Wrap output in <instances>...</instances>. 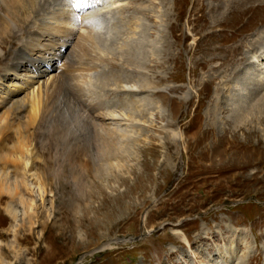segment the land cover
<instances>
[{
	"label": "rangeland",
	"instance_id": "obj_1",
	"mask_svg": "<svg viewBox=\"0 0 264 264\" xmlns=\"http://www.w3.org/2000/svg\"><path fill=\"white\" fill-rule=\"evenodd\" d=\"M113 2L48 0L44 11H20L12 16L0 7L1 16L9 18L14 29L24 30L16 37L0 35V178H4L0 181V264H264V98L260 100L264 88L257 89L260 95H252L251 81L232 78L231 66H223L225 58L206 61L208 52L200 50L204 44L200 53L193 52L203 37L220 40L214 45L224 44V49L239 44L242 33L238 31L246 33L251 28L221 20L213 23L211 16L221 6L217 0ZM78 5L84 12L75 11ZM65 8L78 12L77 18L82 14L94 17L91 27L79 25L64 38L44 34L40 26L56 24L51 17ZM256 9L264 12L261 6ZM263 15L252 16L259 20L257 32L246 35L241 43L249 61L250 44L263 37ZM91 28L95 43L91 46L92 42L82 41L89 56L82 58L78 72L67 76L71 75L67 81L71 86L84 90V96L74 90L82 106L81 117H96L102 112L98 97L103 94L109 92L114 100L127 97L125 92L130 88L119 80H106L105 85L98 86V76L111 73L114 66L133 77L137 85L141 76L149 81L150 88L141 97L150 99V103L140 109L141 117L131 118L117 110L113 121H106L105 128L118 125L132 142L126 153L119 152L115 160L103 162L100 173L90 174L87 168L80 175L62 170L46 180L51 165L43 164V154L35 148L36 123H29L25 103L32 88L23 89L18 78L4 73L15 69L14 56L21 61H45L49 51L76 54L77 40ZM167 42L171 44L168 54ZM126 44L136 53L131 58L143 61V66L126 63ZM46 48L50 50L46 52ZM200 59L208 62L207 68L191 72ZM254 59L257 75L251 77L264 78V60ZM92 61L98 66L97 72L88 73L84 63ZM56 63L49 74L58 73L62 59ZM79 75L78 80L74 78ZM158 78L165 82L160 83ZM234 79L236 83H229ZM12 81L22 87L16 95L7 88ZM207 81L213 82V98L240 90L246 95L245 102L260 101L262 105L256 118L247 116L234 125L228 108L218 114L217 125H207L206 119L202 122L203 128L227 140L229 150L225 153L212 147L208 153L192 149L194 132L188 126L195 115L192 102H198L202 84ZM159 94L165 95L171 105H164ZM181 102L191 104L180 108ZM205 107L200 113L204 114ZM185 109L188 114L183 115ZM95 121L98 128V118ZM214 144L212 140L210 146ZM30 153L38 163L32 164ZM74 153L79 157L77 151ZM31 166L33 170L28 171ZM39 186L46 189L44 194L38 191ZM219 247L227 249L223 258L214 252Z\"/></svg>",
	"mask_w": 264,
	"mask_h": 264
},
{
	"label": "bare ground",
	"instance_id": "obj_2",
	"mask_svg": "<svg viewBox=\"0 0 264 264\" xmlns=\"http://www.w3.org/2000/svg\"><path fill=\"white\" fill-rule=\"evenodd\" d=\"M112 1H114L113 3L115 4V2L116 3L121 1L125 2L126 0H112ZM218 2L221 3V6H218L216 8V11H214L215 13L213 14L211 13L212 14L211 17L213 18V20L212 19L211 20L213 21V23L219 22L221 20V21H227L231 25H233L232 23L234 24L238 23L239 25L247 24L251 29H249L248 32L246 33L242 31H238L239 33H242L241 38L238 40L239 44L237 43L235 45H229L231 47L229 49H228L229 46L226 47V45H225L226 48L224 49L223 46L224 44L222 46L214 45L217 42L219 43L220 40H217L215 38L207 40V38L204 39L203 37L199 39V41L196 43L193 52L200 53V50H202V52L207 51L208 54H206V56L204 57L207 59L206 61L209 62H213L219 57L225 58L224 59L225 64H223V66H231L230 74L232 75V78L243 81H247V80L251 81V83H248L253 85L252 90L254 91H252L251 94L258 95L261 92L257 89L259 87L264 88V82H263L264 78L261 75H258L255 78L254 77L252 78L251 76L257 75L255 74L256 69L254 67L256 64L254 63L256 60L254 58L264 60V32H263V37H259L257 40H254L250 44V47L248 46L249 49L247 52H249L248 54H251L249 58L252 59L250 61L246 59L247 58L246 56H244L243 50L241 48V43L244 42V38H246L245 37L246 35H250L253 34L254 32H257V26L259 25L258 23L259 20L257 18L256 19H251V18L254 14L256 16H261L264 13L262 10L256 9L261 6V8H263L264 10V0H229L224 2H222V0L221 1L217 0V3ZM47 3L48 0H0V7L3 6V9L5 7L4 11H6L8 14L12 16L14 14L16 15V13L20 11H25V12L31 11L33 13L44 11L47 8L46 7ZM199 3H195V4H199ZM80 6L79 5L76 6L75 11L78 12L83 11ZM69 9L65 8L61 13H56V14L53 13L54 15L51 17V19L53 18L52 23L56 22V24L53 25L51 24V26H46V25L42 27L40 26V28L44 30V34L50 33V35L53 36V38L54 37L64 38V37H68V34L71 35L75 30L74 28H76L79 25H81V27L83 26V28L84 26H86V28L91 27V22H93L92 20L94 17L91 19V15L89 16L82 14L81 18H77L75 14H77L78 12L74 13V11H71ZM107 13L108 12H106V14ZM8 19L6 17L1 16L0 14V27L3 26V28H0V33H2L0 34L1 37H4L2 35H8V34L12 37H16L19 36L20 34H23L24 30L17 31L16 29H14V27L11 25L12 21L10 22ZM205 27L207 26L205 25ZM232 37L237 38L238 35ZM95 38L96 35L94 33V29L91 28L87 32H84V37L81 36L80 39L77 40V44L76 46H74V48L76 47L78 50L75 49V51L77 50V53L74 55L70 53V51L67 53L62 52L60 54L49 51L48 56L47 57L44 56L46 58L45 61H41L40 59L39 60L31 59L29 61H25L23 59L21 61L19 56L18 57L14 56L12 59L13 64L9 63L6 65V68L8 69L10 68L9 67L10 64L16 65L15 69L11 68V70L9 69L8 71H6V73H4L6 77L12 76V78L14 79L18 78L17 81H20L19 83L20 85L23 86V89L26 88L27 86H31L30 88H32L25 96V103L29 107V111H28V115H29L28 119L30 121L29 123L31 124L36 123V126L33 129V140H34L35 148L40 149V151L42 152L41 154H43V164L50 163L51 165V171H49L50 174L45 175L46 180H49L50 178L52 179L53 175H57L58 172L60 171L63 172L62 170H67V172L69 173L78 175L79 173L83 172V169L86 170L85 168H87L90 169L89 170L90 174H93L94 172L100 173L103 162H109L111 159L115 160V158L119 157L120 155L119 152L126 153L127 150H129L130 148V142H132V139L128 136L127 131L124 132V130L119 129L118 125L116 128H112V129L105 128L104 125L106 124V121H113L114 112H116L117 110L126 112L128 114V117L131 118L134 116L141 117L142 111L140 109L147 107L150 103V99L141 97V94L149 90L150 88L148 86L149 81L147 79H142L143 77L141 76L142 77V78L140 77L141 82H139L140 85H137L133 77L124 75L117 67L114 66L112 68L113 71H110L111 73L106 74L104 72L101 74V76H98V86L105 85L104 81L106 80L107 81H112L114 79L119 80L122 83V86H125L126 88H130L129 92H125L127 94V97L121 100L118 99L114 100L111 98V96H109V92L107 94H103L102 97H98V106L102 112L96 117H94V115L91 114L90 116H88L89 115L88 114L85 118L81 117L82 108L80 109V107L82 106L78 105L79 101L75 97L74 90L76 89V91L79 93L82 92L83 94L81 95L83 96L85 95L84 90L83 88L77 85H75L74 87L71 86L67 82L68 78H70L71 75H69V77L67 76L68 73L74 70L78 72L77 68L78 66H80L82 58L89 56V51L86 48V45L82 43V41L85 43H88L90 41L92 42L90 43L91 45L95 43L94 41ZM50 39L53 40L52 38ZM53 44L55 45L56 41ZM202 44L204 45L200 49V45ZM127 46L128 44L125 45L126 50L124 51V53L129 55V58L126 59V63H128L129 65L140 64L141 66H143L142 63L143 61L136 62L134 61L133 58H131V55H134L136 53L135 51H133L132 49L133 47H131L130 45L128 47ZM170 48H171V44L167 42V50L165 53H167ZM211 48L216 52L217 50H219L220 53L219 52L212 53L214 51ZM48 50L50 49L46 48L45 51L47 52ZM222 53H225V55H223ZM228 54L230 55V58H228L229 57ZM238 56L240 57V59L235 58ZM2 59L3 56L0 55V61ZM58 59H62V65L58 68L59 69L58 73H56V75L49 74L52 73V71H50L51 67L54 68L57 65L56 61H58ZM98 61L105 63L107 60L98 59ZM206 61H202L201 59L196 60L194 62V67L191 68L190 71L195 73L198 70V68H200L201 70L206 69L208 63V62L206 63ZM84 64H86L85 67L86 72L91 70L97 72L96 68L98 66L95 63H93V61ZM28 68H31V70ZM22 69L23 71H28V73L18 74L17 70L22 71ZM85 70L83 69V71ZM74 78L78 80V78H81V76L79 75V77H74ZM7 79H9V77ZM235 79L234 81L230 80L229 83L235 82ZM258 79L262 81L259 83ZM158 80L160 83L165 82V80H163L162 78H158ZM16 84L17 83L12 81L11 84L7 85V88H9L10 91L12 90L11 92H9L11 95L12 94L16 95L17 93L21 92L20 88L22 87L20 88L16 87L18 86ZM212 84H213L212 81H207L204 84H202V89L200 91V94L198 95V102L197 103L192 102V105L196 107L195 115L188 124L190 129L193 128L192 132H194L192 149L198 150V152L201 153H208L210 148L212 147L211 150L214 149L216 150V152L219 151L221 153H225L229 150L228 145L225 144L227 140L224 138V136H220L219 134L216 135V133L214 134L215 131L212 132V130L208 128H203L201 125L202 122L206 119L208 121L207 125L211 124L212 126H215L217 125L218 114L221 112L223 113L224 111H227L229 109V111L227 112H230V114L232 115L233 122L231 124L234 125L244 121L247 116H253L256 118L257 115L260 114L262 105L260 101L257 102L255 101L254 103L245 102L246 95H244L245 93L243 91H241L242 93L241 92L239 93L240 90H238L237 93L234 92V94H232L231 92L226 97L217 95L215 98H213ZM0 89L2 88L0 87ZM159 96L164 105H169V106L171 105V102H169V99L165 95L159 94ZM262 96L260 97V100L264 98V94ZM206 100H208L207 106L205 104ZM190 104H191L190 102L187 103L181 102L180 108H183L185 105L190 106ZM203 107H205L204 114L200 113L201 111L200 109ZM180 110L181 109H179L178 112H180ZM182 114L183 115L188 114V109H185V111H183ZM97 118H98V128L96 126V121H95ZM212 140H215V144L213 146L212 145L210 146ZM2 145H0L1 148ZM75 151L79 153V157L77 156V158L76 156H74ZM22 153H24V151ZM22 153L20 152V155H22ZM30 156L31 158L29 159H31L32 164L36 162L38 163V161H35V159L37 158L36 156H34V153H30ZM30 170H33L32 166L28 171ZM4 172L5 169L3 170V173ZM0 181H4L3 176L0 178ZM65 183H68V181ZM69 184H72L71 181ZM73 184L75 185L76 183ZM74 187L75 186H73L72 188L74 189ZM28 188L31 190V186H28ZM38 188H39L38 191H42L43 194L44 192H46V189L44 187L39 186ZM43 194L42 196L40 195L41 196L40 200H43ZM183 241H185V239H183ZM215 251L217 253L216 255L218 258H223L225 257L224 255H227V249L225 248L219 247L216 248V250L214 249V252Z\"/></svg>",
	"mask_w": 264,
	"mask_h": 264
}]
</instances>
